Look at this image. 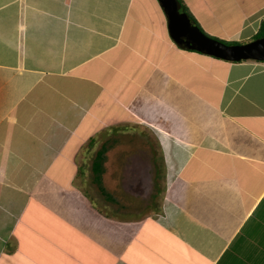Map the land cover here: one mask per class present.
Here are the masks:
<instances>
[{"label": "crops", "instance_id": "crops-1", "mask_svg": "<svg viewBox=\"0 0 264 264\" xmlns=\"http://www.w3.org/2000/svg\"><path fill=\"white\" fill-rule=\"evenodd\" d=\"M182 1L219 39L264 23V0ZM166 12L0 0V264H264V61L180 47ZM118 123L156 135L162 169L124 153L143 137L104 136L100 202L77 183L79 152ZM108 177L127 179L112 193ZM131 183L145 206L121 201Z\"/></svg>", "mask_w": 264, "mask_h": 264}, {"label": "rangeland", "instance_id": "rangeland-1", "mask_svg": "<svg viewBox=\"0 0 264 264\" xmlns=\"http://www.w3.org/2000/svg\"><path fill=\"white\" fill-rule=\"evenodd\" d=\"M224 1V0H222ZM238 8V6H235L233 5V8L231 9V11L229 10V15H232L234 11H236V9ZM249 40V39H248ZM246 41V40H245ZM118 123L115 124V125H110V126H107L105 127L104 129H100L94 136H92L93 138V141L92 142H86V145L82 147V149L80 150L79 152V157H80V163L82 165V169H81V173L79 174V179H77V183L81 184L82 188L86 191V192H89L90 195L92 196L93 199L97 200V201H100V199L104 200H107L109 198L107 197H104L101 192L98 190L97 188V185H95L91 179L92 177V173L90 171V168H89V161L90 159L92 158V156L95 154V150L98 149L100 147V143L102 142L101 140H103L106 136V137H111L113 140L115 137H118L120 134L117 133V132H121L122 133H125V137H131V136H138V137H143V139L145 141H149L151 142L152 141V144L149 143L148 146L146 144V142H142L141 144L138 145V148H136V145H133L135 146L134 148L131 147V145L129 146V151H124V153H129L130 151L132 150H136V149H140V148H143V150H146L148 153L151 151L152 153H155L156 155V164H158V168L161 172V169H162V166H161V160H160V155H158V145L156 144L155 140L153 137H156V135L154 133H151L152 131L148 132H144L141 128H140V125H134V124H128V125H122ZM134 130H137L138 132L136 133ZM134 131V132H132ZM110 135V136H108ZM113 136V137H112ZM120 152L116 153L119 155ZM140 153H141V150H140ZM143 154V153H142ZM150 154V153H149ZM147 155V154H146ZM138 157V156H137ZM108 162V164L110 163H113L111 160H106ZM131 162V160H130ZM118 166H120L121 168H126V170L128 168H130V164H129V160H126V161H119L118 160ZM128 163V164H126ZM129 173V172H128ZM131 177V176H129ZM127 179V177H125ZM162 176L159 174L157 175V177H152V186L150 187V190H148V194H150V192L152 191V200L154 201H157V198L159 197V191H160V186H161V179ZM108 182L111 181L110 185L112 186L110 188V191L112 193H114L115 190L119 189V185L120 183H125L126 179H123L121 182L119 181H115V179L113 178H110L108 177ZM144 185V182L142 183L141 186ZM139 185L137 184H134V183H131L130 184V187L129 189L127 190L126 188L122 187V189L125 191L124 193L126 194H129V198L128 197H125L123 194L120 195L119 197L122 198L121 201H129L130 199L134 200V201H137L139 203V205H146L145 203H147L148 201H150L149 198H147V194H142V195H138V194H134L135 192V188L138 187ZM157 188L159 189L157 192ZM132 189V190H130ZM156 192V193H155ZM102 195V196H101ZM102 197V198H101ZM127 198V199H126ZM137 198V200H136ZM104 200V201H105ZM102 202V201H100ZM112 203V202H111Z\"/></svg>", "mask_w": 264, "mask_h": 264}, {"label": "water", "instance_id": "water-1", "mask_svg": "<svg viewBox=\"0 0 264 264\" xmlns=\"http://www.w3.org/2000/svg\"><path fill=\"white\" fill-rule=\"evenodd\" d=\"M159 1L167 8L166 26L169 36L180 47L196 49L229 60L252 58L264 61V36L242 42L225 43L204 34L192 24L175 0Z\"/></svg>", "mask_w": 264, "mask_h": 264}, {"label": "trees", "instance_id": "trees-1", "mask_svg": "<svg viewBox=\"0 0 264 264\" xmlns=\"http://www.w3.org/2000/svg\"><path fill=\"white\" fill-rule=\"evenodd\" d=\"M177 5L179 6L180 10L183 11L189 21L194 24L199 30L202 31V29L199 27L198 23L196 22V20L194 19V17L191 15V13L189 12V10L187 9L186 5L184 4V2L182 0H175ZM164 9L167 10L165 5H162ZM203 32V31H202ZM204 34H206L205 32H203ZM260 36H264V23L260 22L258 28L256 29V31L250 36L249 39L255 38V37H260ZM216 38V37H214ZM219 39V38H218ZM225 43H235V42H242V41H235V40H225V39H219ZM103 152H104V148L101 146V148L99 147L98 149L95 150V154L92 157L91 160V165H90V169H91V173H92V181L95 185H97L98 190L101 192V194L106 197L105 195V191L104 188L101 185V180H100V173L102 171V166H101V162L103 159Z\"/></svg>", "mask_w": 264, "mask_h": 264}, {"label": "flooded vegetation", "instance_id": "flooded-vegetation-1", "mask_svg": "<svg viewBox=\"0 0 264 264\" xmlns=\"http://www.w3.org/2000/svg\"><path fill=\"white\" fill-rule=\"evenodd\" d=\"M137 154H139V153H137Z\"/></svg>", "mask_w": 264, "mask_h": 264}]
</instances>
